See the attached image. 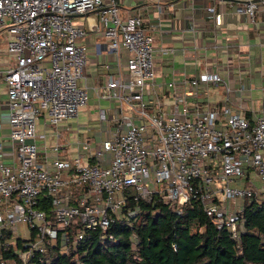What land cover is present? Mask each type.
Listing matches in <instances>:
<instances>
[{"label": "built area", "instance_id": "built-area-1", "mask_svg": "<svg viewBox=\"0 0 264 264\" xmlns=\"http://www.w3.org/2000/svg\"><path fill=\"white\" fill-rule=\"evenodd\" d=\"M227 1L235 3L236 13L264 23V0ZM206 10L217 22L215 5ZM92 11L110 49H125L127 59L93 87L110 101L97 110L99 141L88 137L72 144L62 142L59 124L78 116L90 100L88 85L81 83L89 58L82 40L87 28L72 17ZM0 31L7 37L0 81L7 85L13 155L8 162L0 159V236L11 234L4 244L18 251L22 264L45 252L60 228L67 237L76 220L82 225L76 240L89 229L107 231L115 219L130 221L138 212L127 207L130 197L150 201L157 194L180 209L197 200L233 237L247 230V203L264 202V83L256 87L259 111L230 99L218 64L168 80L159 91L155 32L142 12L123 15L119 0H0ZM220 81L224 97H201L208 83ZM241 83L237 89L243 91Z\"/></svg>", "mask_w": 264, "mask_h": 264}, {"label": "crops", "instance_id": "crops-1", "mask_svg": "<svg viewBox=\"0 0 264 264\" xmlns=\"http://www.w3.org/2000/svg\"><path fill=\"white\" fill-rule=\"evenodd\" d=\"M208 3L214 4L219 13L217 22L206 10ZM119 4L125 16L131 12H142L155 32L156 87L159 91L163 92L168 88V80H181L186 76L198 75L206 67L218 64L232 89L230 99L236 105H253L257 111L263 108L261 102L256 100L260 95L256 87L264 83V76L261 74L264 65V23H254L248 15L236 13L235 3L227 0H163L160 3L155 0H119ZM72 18L75 23L87 28V34L82 40L88 46L89 58L81 83L87 84L90 89L91 108L98 110L99 107H108L110 101L99 98L93 87L105 82L108 73H116L119 62L125 64L127 51L123 49L119 54L110 49L106 36L97 29V11L76 13ZM214 40L224 44V47L210 48ZM162 46H172L176 50L164 53ZM5 48L0 47L2 64L7 60ZM220 82L208 83L200 90L201 97L210 100L224 97L225 83ZM241 82L246 85L243 91L237 89ZM177 87L182 89L179 85ZM255 90L257 95L254 94ZM7 99V85L2 80L0 141L3 146L0 149V159L6 162L13 160L7 139L10 132ZM248 112L252 114V111ZM41 123L42 120L39 124V129L42 130ZM60 128L64 129V126Z\"/></svg>", "mask_w": 264, "mask_h": 264}, {"label": "trees", "instance_id": "trees-1", "mask_svg": "<svg viewBox=\"0 0 264 264\" xmlns=\"http://www.w3.org/2000/svg\"><path fill=\"white\" fill-rule=\"evenodd\" d=\"M49 204L46 199L43 206ZM127 207L138 208L130 221L115 219L107 231L89 229L79 240V221L67 237L60 228L47 250L36 251L27 264H264V202L247 203V230L240 238L218 227L197 200L180 209L156 194L150 201L130 197ZM7 238L9 232L0 236V264H22L18 251L4 244ZM17 242L25 248L23 238Z\"/></svg>", "mask_w": 264, "mask_h": 264}, {"label": "rangeland", "instance_id": "rangeland-1", "mask_svg": "<svg viewBox=\"0 0 264 264\" xmlns=\"http://www.w3.org/2000/svg\"><path fill=\"white\" fill-rule=\"evenodd\" d=\"M7 37L5 31H0V47H6ZM221 84V82L219 83ZM254 94L257 95L258 92L255 90ZM91 99V98H90ZM68 122V124H67ZM66 123H62L60 126H64L61 130L63 133L61 136L62 142L66 139H70L72 144L76 143L78 140H83L88 137L94 138V140L99 141L96 134L99 133L100 122L98 120V111L95 108H91V101L89 100L87 105L83 106L79 110V115L70 118ZM68 127L65 128V126ZM53 128L57 127V124L53 123L51 125ZM256 182L260 183L257 176L254 174ZM246 179L241 180V185L246 184Z\"/></svg>", "mask_w": 264, "mask_h": 264}]
</instances>
